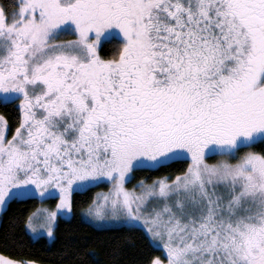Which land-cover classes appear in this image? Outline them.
<instances>
[{"label": "snow or ice", "instance_id": "snow-or-ice-1", "mask_svg": "<svg viewBox=\"0 0 264 264\" xmlns=\"http://www.w3.org/2000/svg\"><path fill=\"white\" fill-rule=\"evenodd\" d=\"M13 101L0 209L58 197L28 213L34 238L71 216L74 191L108 181L83 217L141 229L166 254L150 264H264V151L252 150L264 144V0L0 4V102ZM177 160L182 171L125 187L134 169Z\"/></svg>", "mask_w": 264, "mask_h": 264}, {"label": "trees", "instance_id": "trees-1", "mask_svg": "<svg viewBox=\"0 0 264 264\" xmlns=\"http://www.w3.org/2000/svg\"><path fill=\"white\" fill-rule=\"evenodd\" d=\"M0 4L9 11L15 7V0H0ZM99 51L105 58L111 57L114 42H102ZM17 104V101L0 102V114L7 120L10 134L20 120ZM254 147L264 151L263 146ZM187 163L186 160H177L159 169L137 168L133 171V181L172 176L182 171ZM97 189L98 186H92L73 193V215L58 218L52 240L45 236L32 237L24 222L28 213L37 206L44 202L54 206L58 197L46 201L29 199L9 203L0 213V254L40 264H150L153 257L163 255L162 250L150 243L139 228L126 225L96 227L84 220L81 210L95 196Z\"/></svg>", "mask_w": 264, "mask_h": 264}, {"label": "rangeland", "instance_id": "rangeland-1", "mask_svg": "<svg viewBox=\"0 0 264 264\" xmlns=\"http://www.w3.org/2000/svg\"><path fill=\"white\" fill-rule=\"evenodd\" d=\"M60 39H71L72 37H70V36H68V35H66V36H61V37H59ZM17 103H18V101H17ZM1 115V114H0ZM7 135L10 137L11 135H12V133L10 134L9 133V126H8V132H7ZM254 145H258V146H263L264 147V144H259V143H257V144H254ZM254 145H252V150H255V151H259V150H256L255 149V147H254ZM247 149H241V152H243V151H246ZM208 159L210 160V161H214V160H216V159H219V157H217V156H211V157H208ZM134 171V170H133ZM133 171H132V173L130 174V176L129 177H127L126 179H125V187H127V188H129V189H131V188H133L134 186H136L137 184H138V182L139 181H141V180H144L145 182H148V183H150L151 181H147L146 179H140V180H137V181H133V177H134V173H133ZM94 186H98V189L96 190V193H98V192H107L108 191V189L111 187V184L108 182V181H104V182H100V183H97V184H95ZM137 191H140V189L139 188H137L136 189ZM75 192V191H74ZM73 192V193H74ZM95 193V194H96ZM72 197H73V194H72ZM47 200V199H46ZM46 200H43V201H46ZM44 206H47V207H49V208H54L55 207V205L54 206H50V204L48 203V202H44V203H42ZM2 210L3 209H0V213L2 212ZM73 215V209H72V212H71V216ZM70 216V217H71ZM61 216H59L58 215V217H57V220H58V218H60ZM70 217H64V218H70ZM82 217H83V214H82ZM83 219L85 220V218L83 217ZM90 223H92L94 226H96V227H110V226H120V225H122V224H118V223H115V222H105V223H97V222H90ZM32 236V235H31ZM41 236H45L46 238H48L49 240H52L53 238H54V236H55V228H54V231H53V236L51 237V238H49L47 235H41ZM33 237V236H32ZM40 237V236H39ZM156 247H158V248H160L161 250H162V253H163V255H160L159 257L161 258V259H165L166 260V254H165V251L161 248V247H159V246H156ZM37 264H40V263H37Z\"/></svg>", "mask_w": 264, "mask_h": 264}]
</instances>
